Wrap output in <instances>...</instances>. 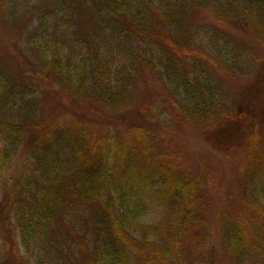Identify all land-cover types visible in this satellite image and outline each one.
I'll return each mask as SVG.
<instances>
[{
  "label": "trees",
  "instance_id": "obj_1",
  "mask_svg": "<svg viewBox=\"0 0 264 264\" xmlns=\"http://www.w3.org/2000/svg\"><path fill=\"white\" fill-rule=\"evenodd\" d=\"M245 1L264 24V0ZM55 4L38 17L29 43L42 60L54 57L55 74H64V63L71 67L79 78L77 90L115 107L134 72L152 65L173 88L163 111L169 118L205 121L225 110L155 0ZM26 74L0 68L1 165L21 152L24 165L0 201V221L6 216L11 232L5 245L14 264H31L30 259L37 264H130L132 257L140 264H178L149 236L157 227L146 222L148 216L165 203L166 212L174 214L173 231L180 233L191 222L195 230H204L209 204L201 201V180L174 170L164 133L137 116L129 120L112 111L53 121L41 113L40 85ZM37 75L48 84L43 70ZM258 113L242 109L224 128L241 133L244 139L238 142L247 159L264 165V148L254 138L257 123L264 124V112ZM256 189L264 195V174ZM255 197L247 201L255 217L251 227L262 232L264 205ZM230 229L238 259L245 256V246L237 241L236 226ZM258 240L255 249L264 264L262 233Z\"/></svg>",
  "mask_w": 264,
  "mask_h": 264
},
{
  "label": "rangeland",
  "instance_id": "obj_2",
  "mask_svg": "<svg viewBox=\"0 0 264 264\" xmlns=\"http://www.w3.org/2000/svg\"><path fill=\"white\" fill-rule=\"evenodd\" d=\"M56 1L0 0V68L23 70L40 85L41 113L53 121L75 120L82 114V118H93L98 112L112 111L129 120L137 116L164 133L165 146L175 157L174 170L201 180V201L209 204L208 226L204 230H195L191 222L182 232L173 231L170 224L174 214L166 212L165 203L148 216L146 222L159 228L149 236L157 240L161 250H168L175 262L262 264L260 249L255 246L258 234L264 235V224L262 232L252 229L255 217L247 201L256 195V200L264 205V195L256 189L262 183L264 165L247 159L238 142L244 139L241 133L224 128V122L242 109L251 116H257L259 109L264 112V24L258 13L250 11L245 0H155L158 8L170 16L166 24L184 43L199 72L225 106L220 114L210 115L205 121L181 117L173 120L163 113L166 100L172 99L173 88L152 65L134 72L129 90L114 102L115 107H109L106 101L77 90L74 84L78 86L79 78L71 67L64 63V74H55L51 65L54 57L39 58L29 43L30 34L38 25V17L51 10ZM38 70L45 72L48 84L38 81ZM254 132L256 142L264 148V124L257 123ZM23 166V152L3 166L0 153V201ZM174 219L185 222L177 216ZM259 219L264 222V213ZM4 221H8L6 216ZM4 221H0V264H14V256L5 245L11 232ZM235 226L237 241L245 246V256L238 259L230 235V228ZM16 241L19 244V238ZM22 254L27 255L24 250ZM132 260L130 264H140L136 258Z\"/></svg>",
  "mask_w": 264,
  "mask_h": 264
}]
</instances>
